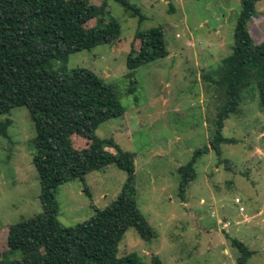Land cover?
Wrapping results in <instances>:
<instances>
[{"label": "rangeland", "instance_id": "1", "mask_svg": "<svg viewBox=\"0 0 264 264\" xmlns=\"http://www.w3.org/2000/svg\"><path fill=\"white\" fill-rule=\"evenodd\" d=\"M87 1L100 6L104 0ZM127 1L141 10L145 21L138 24L118 3L107 0L106 11L120 28L118 39L71 54L65 64L68 72L87 68L114 83L125 109L122 117L101 124L95 136L135 154L137 207L155 238L143 241L128 229L118 244V257L136 253L146 263L157 256L162 264H237L239 253L231 244L237 240L255 252L248 264H264V111L255 98L246 96L238 114L225 121L222 134L235 143L222 145L219 158L212 152L202 155L186 201L178 195L177 170L214 132L219 93L207 77L232 53L240 0ZM256 11L247 27L260 42L264 0ZM158 26L164 28L168 56L136 69L132 80L124 78L135 32ZM133 45L136 50L138 42ZM61 66L58 62L52 69ZM6 119L11 124L7 138L0 136V228L42 211L31 162L33 124L23 107L0 116V122ZM107 151L115 153L113 148ZM224 160L229 164H219ZM125 181V172L109 166L88 174L83 183L61 185L58 221L72 227L88 220L94 208L101 210L116 198Z\"/></svg>", "mask_w": 264, "mask_h": 264}, {"label": "trees", "instance_id": "2", "mask_svg": "<svg viewBox=\"0 0 264 264\" xmlns=\"http://www.w3.org/2000/svg\"><path fill=\"white\" fill-rule=\"evenodd\" d=\"M106 1L96 6L87 0H0V116L21 107L28 112L35 133L30 141L31 162L42 207L38 215L0 228L4 245L0 264H162L157 256L146 263L136 253L117 255L118 244L130 228L143 241L155 238L137 207L135 154L120 150L112 139L95 136L101 124L125 113L117 86L87 68L71 72L65 68L69 55L118 39L120 28L106 11ZM114 1L138 24L145 21L135 5ZM259 2L240 0L232 53L207 77L219 93L214 132L177 170L182 201H186V188L196 178L198 159L209 152L219 158L222 145L235 143L222 131L225 121L238 114L246 96L255 98L264 111V39L254 41L247 27ZM133 42L125 61L124 78L130 80L136 69L168 56L161 26L137 30ZM58 62L62 66L53 70ZM10 124L9 119L0 122V136L7 138ZM109 148L115 153L108 152ZM222 163L229 164L227 160ZM109 166L126 173L116 198L101 210L94 208L88 220L62 226L58 221V188L72 181L83 183L88 174ZM84 192L90 195L85 188ZM231 244L239 253L237 264H248L255 252L237 240Z\"/></svg>", "mask_w": 264, "mask_h": 264}, {"label": "built area", "instance_id": "3", "mask_svg": "<svg viewBox=\"0 0 264 264\" xmlns=\"http://www.w3.org/2000/svg\"><path fill=\"white\" fill-rule=\"evenodd\" d=\"M235 203H239V200H236Z\"/></svg>", "mask_w": 264, "mask_h": 264}]
</instances>
